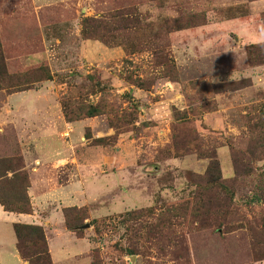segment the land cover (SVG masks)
I'll return each instance as SVG.
<instances>
[{
  "label": "rangeland",
  "instance_id": "374dc122",
  "mask_svg": "<svg viewBox=\"0 0 264 264\" xmlns=\"http://www.w3.org/2000/svg\"><path fill=\"white\" fill-rule=\"evenodd\" d=\"M0 198L23 264H264V0H0Z\"/></svg>",
  "mask_w": 264,
  "mask_h": 264
},
{
  "label": "crops",
  "instance_id": "0c3cea01",
  "mask_svg": "<svg viewBox=\"0 0 264 264\" xmlns=\"http://www.w3.org/2000/svg\"><path fill=\"white\" fill-rule=\"evenodd\" d=\"M18 95L19 94H15L12 98ZM21 96L23 97V95ZM46 118L49 117L46 115ZM28 217H29L28 214L19 213L15 215L14 213L7 212L0 204V221H3V223L5 224V225H0V264H23L17 252L18 240L16 233L14 232V229L12 227H13V223L23 219H25L26 221ZM10 225L12 226L11 232L9 231Z\"/></svg>",
  "mask_w": 264,
  "mask_h": 264
},
{
  "label": "trees",
  "instance_id": "16d2710c",
  "mask_svg": "<svg viewBox=\"0 0 264 264\" xmlns=\"http://www.w3.org/2000/svg\"><path fill=\"white\" fill-rule=\"evenodd\" d=\"M0 201L2 202V204L6 207V210H8V211H11V210L14 211V210H16V211H19L20 213H26L25 211L28 210V209H27V210H25V211H22V210H19V209H10V208L7 206L6 202L3 201L1 198H0ZM28 202H29V201H27V203H28ZM21 227L28 229V230H29V233H33V234H35V235H36V238H37L38 240L45 242V235H44V230H43L42 227H40V226H38V225H24V226H22V225L19 224V223H15V224H14V229H15L16 236H17V239H18V244H20L21 237L23 236V235H22V232H21ZM18 246H19V245H18ZM46 248H47V247L45 246V250H47Z\"/></svg>",
  "mask_w": 264,
  "mask_h": 264
}]
</instances>
